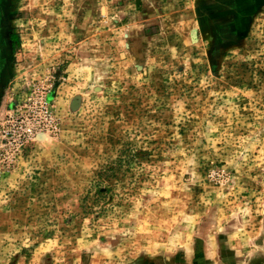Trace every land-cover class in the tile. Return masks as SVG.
<instances>
[{"label": "rangeland", "instance_id": "rangeland-1", "mask_svg": "<svg viewBox=\"0 0 264 264\" xmlns=\"http://www.w3.org/2000/svg\"><path fill=\"white\" fill-rule=\"evenodd\" d=\"M10 40L0 264H264V0H0Z\"/></svg>", "mask_w": 264, "mask_h": 264}, {"label": "crops", "instance_id": "crops-1", "mask_svg": "<svg viewBox=\"0 0 264 264\" xmlns=\"http://www.w3.org/2000/svg\"><path fill=\"white\" fill-rule=\"evenodd\" d=\"M10 44H11V52L8 51L7 58H5L4 53L2 54V52H0V60H2V65L7 62L5 60H10V57L12 56L13 49L16 47L14 40H10ZM3 68H4V65L1 66V68H0V78H1V73L3 72Z\"/></svg>", "mask_w": 264, "mask_h": 264}]
</instances>
